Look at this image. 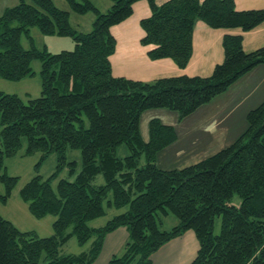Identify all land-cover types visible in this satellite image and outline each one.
<instances>
[{"label": "trees", "instance_id": "obj_1", "mask_svg": "<svg viewBox=\"0 0 264 264\" xmlns=\"http://www.w3.org/2000/svg\"><path fill=\"white\" fill-rule=\"evenodd\" d=\"M67 1L75 13L96 14L91 32L73 28L70 12L53 0H20L0 17V78L21 81L35 74L33 60L42 64L39 98L26 103L0 92V182L5 186L0 201L7 203L19 180L7 173L4 159L19 153L24 138L26 155L42 154L39 164L53 153L59 159L54 174L46 179L38 174L21 190L36 219L55 217L53 235L23 232L0 215V264H93L106 236L121 227L128 229L129 240L109 264H152L153 254L190 230L200 245L192 264H264V101L248 113L247 129L233 144L181 169L165 170L156 162L157 154L177 140L175 127L152 119L149 141L140 127L142 114L151 109L173 110L181 120L190 116L263 64L264 47L246 53L242 35H226L225 59L209 77L115 78L111 28L128 19L139 0H111L107 12L91 0ZM147 1L152 15L141 21L142 44L155 46L151 59L170 58L182 69L193 55L198 21L244 32L264 22V9L238 11L235 0ZM33 26L45 35L72 37L74 49L57 54L24 49L21 37ZM122 145L130 151L124 158L117 155ZM70 149L81 152L79 172L77 162L67 160ZM67 166L69 179H60L55 188ZM99 175L104 185H95ZM106 206L127 210L103 227H91L107 214ZM170 214L178 224L161 229L160 216ZM73 237L81 246L90 243V249L62 254Z\"/></svg>", "mask_w": 264, "mask_h": 264}, {"label": "crops", "instance_id": "obj_2", "mask_svg": "<svg viewBox=\"0 0 264 264\" xmlns=\"http://www.w3.org/2000/svg\"><path fill=\"white\" fill-rule=\"evenodd\" d=\"M91 1L100 9L101 0ZM155 1L157 5H162L169 0ZM19 2L20 0H0V17ZM235 5L238 11L263 10L264 0H235ZM111 7V1L107 2L105 8L109 10ZM132 9L133 13L128 19L111 28L116 40L115 52L110 57L115 78L153 82L179 76L209 77L215 67L225 59L223 39L226 35H242L246 53L264 47V22L253 30L244 32L241 29H214L203 21H198L193 34V55L187 67L182 69L170 58L151 59L149 53L155 46L143 45L141 42L145 37L141 21L152 15L150 3L147 0H139L132 5ZM76 30L80 31L77 28ZM263 101L264 63L240 78L226 92L182 120L173 110L158 108L147 111L149 115L144 125L141 119V134L145 141H149L147 123L154 118L160 119L166 125L174 126L178 138L157 154L156 162L165 170L181 169L194 165L233 144L247 129L248 113ZM36 221L39 222L36 224H42L41 219ZM54 221L55 217L53 223ZM128 240L129 231L126 227L109 233L105 238L101 255L93 264H109L113 257L121 256ZM199 246L195 232L187 231L153 254L152 264H192ZM89 249L90 246L79 254Z\"/></svg>", "mask_w": 264, "mask_h": 264}, {"label": "rangeland", "instance_id": "obj_3", "mask_svg": "<svg viewBox=\"0 0 264 264\" xmlns=\"http://www.w3.org/2000/svg\"><path fill=\"white\" fill-rule=\"evenodd\" d=\"M111 0H101L100 9L103 12H107L108 9L105 8L107 2ZM32 3V0H28ZM56 5L62 9L70 11V25L73 28H77L80 32L88 33L93 30L94 21L96 20V14L94 12H89L87 14H78L71 10L70 4L67 0H54ZM112 3V1H111ZM113 4V3H112ZM96 6V5H95ZM14 24L13 26H17ZM81 25V27H78ZM21 45L24 49L30 50L36 48L40 51L46 50L52 54H57L62 51H71L75 47V41L72 37H63L58 35H45L37 26L30 27L29 35L23 34L21 37ZM41 61L36 59L32 62V68L35 72L33 76L27 77L21 81H11L0 78V92H4L10 95H18L24 102H28L30 99H36L41 96L42 93V78H41ZM149 111V110H148ZM148 112L142 114V125L147 122ZM150 120H148L149 128ZM177 131V130H176ZM178 134V132H177ZM1 143V138H0ZM28 146L27 138L23 139V146L19 153L13 157H5L4 165L7 169V173L10 176L18 177V183L12 191L10 198L7 203L0 201V215L6 220L12 222L19 230L23 232L37 231L38 235L42 238H47L53 235V220L54 216H47L42 220V224L36 221V218L31 214L29 210V204L23 200L21 197L22 188L34 178L36 175H41L45 179L54 174L57 170L59 159L58 154L53 153L49 155L43 162L40 163L42 154L37 152L32 155H26V149ZM130 154V151L126 145H122L117 150L118 157L124 158ZM68 162H77V172L82 168V155L79 150H68L67 151ZM144 163V161H143ZM39 164V166H38ZM38 166V167H37ZM3 173L0 172V175ZM69 179V167H65L53 185L56 188L57 183L60 179ZM95 185L100 186L105 184V179L102 175H99L95 180ZM0 194H5V186L0 182ZM108 199H112V194H109ZM106 205V204H105ZM106 216L99 218L97 220L91 221V227H103L111 220L114 216L123 213L127 208L118 210L117 208H108ZM161 229L171 230L174 226L178 224V219L170 214L169 216H160ZM221 230V218L217 217L215 221V234H219ZM90 243L81 246L76 237L71 238L62 248L61 253L64 255H76L87 250ZM44 262V258H43Z\"/></svg>", "mask_w": 264, "mask_h": 264}]
</instances>
